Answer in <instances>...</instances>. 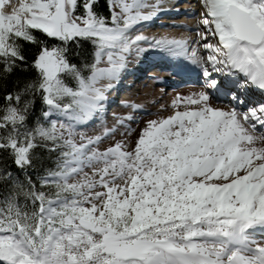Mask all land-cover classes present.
<instances>
[{"label":"snow or ice","instance_id":"obj_1","mask_svg":"<svg viewBox=\"0 0 264 264\" xmlns=\"http://www.w3.org/2000/svg\"><path fill=\"white\" fill-rule=\"evenodd\" d=\"M106 2L0 0V264H264V0H200L194 43L137 30L163 0ZM153 48L201 90L126 141L107 94Z\"/></svg>","mask_w":264,"mask_h":264},{"label":"bare ground","instance_id":"obj_2","mask_svg":"<svg viewBox=\"0 0 264 264\" xmlns=\"http://www.w3.org/2000/svg\"><path fill=\"white\" fill-rule=\"evenodd\" d=\"M181 1H184V0H163L162 7L165 9H168V10L162 11L157 16H155L153 18V20L151 19V20L143 23V25H146V27L149 28V31L146 33V35L148 37H153V36H155V37L168 36V37H177V38L189 37L193 42L197 39L196 36L194 38L192 34L187 32V30H195L197 27L198 18L200 15L197 12V10H195V12H194L196 17L193 15L194 19L192 21H188L187 19H186V21L185 20L176 21V19H173V17L175 15H177L178 12L181 13L180 10H184L182 12L192 11V7H189V5H187V3H189L191 5H194L195 3L198 4V0H187L186 1L187 3L185 5L178 6L177 2L180 4ZM163 16H167V17H163ZM161 17H163V18L161 19ZM168 24H169V26H166ZM174 24H176V27L178 25V27L184 28V30H180V29L177 30L176 28H174V26H171ZM181 25H183V26H181ZM160 26H161V28H160ZM164 27H166L169 31L163 30L162 28H164ZM168 27H170V28H168ZM142 31H143V34H145V31L143 28H142ZM148 51L149 52H146L148 55L144 56V57L142 56L140 58V61L134 62L132 64V66L130 67V70H135V72H143L140 69L142 67H146L147 63L154 58L151 56V54L156 56L155 54L158 55L161 53H164V54L166 53L165 54L166 56H171L172 58H170L168 60H164L165 66H167V65L170 66L171 64L177 65L180 63L186 64V63L190 62L186 57L172 56V55L168 54L167 52L160 50V49H154L153 48V49H150ZM176 59H180V61H177ZM127 70H129V67H127ZM168 70H171V69H168ZM150 71H152V70H150ZM173 71L185 72L184 74L190 75V72H187L188 69L187 70H184V69L173 70ZM156 74H157V72L155 70L151 74H149L148 77H150V76L155 77ZM167 75L168 74L166 73L165 77ZM159 77H161V76H159ZM165 77L160 78V79L157 78L155 80H150L147 83L146 82L143 83L141 81V83H139L136 87L133 88V90L130 94H128L126 97L123 95L124 98L121 100L120 104H117L118 102L115 103L118 106L114 105V101H115L114 97L107 102V112L110 110L107 114V118H109V116L111 115V117L109 119H107L109 125H111V123H112V114L113 113H118V114L123 115L125 113L132 112V114L136 118L134 121H131L130 123H128L129 125L132 124V128H134V129H131L130 132H126V137H125L126 141H134L135 138L137 137V135L139 134L141 128H143L145 126L146 121L166 117V116H160V113H161L162 109L170 107L172 105L171 101L173 99H175L177 93H180L182 95H188V94H192V93H195V92H198L201 90V89L194 88V87H186V88H182V89H178V90L176 89V90H172L170 92H166L164 85L167 82H170L172 80L177 81V82H181V81L176 80L175 78H172V77L171 78H165ZM186 77H189V76H186ZM133 80H134L133 78L126 77V79H124L123 82H124V84H126L127 81L131 82ZM120 83H121V81H119L117 83V85H120ZM160 87H162L164 90ZM115 89H116V87L113 90L115 91ZM117 93H118V91L115 92V94H117ZM166 94H169L167 97V100H165ZM122 102H129V104L135 103V104L140 106V110L139 111H133L130 106L125 107ZM212 103L217 104V102H215L214 100L212 101ZM109 105H111V106H109ZM113 105L116 107H113ZM162 105L164 106L163 108L161 107ZM219 106H222V105H219ZM111 110H112V112H111ZM93 122H94L93 124H91L89 127H87V129H86L87 132L91 131V130H93L92 133L99 131L98 122H96V121H93ZM133 123H135V124H133ZM121 131H124V130L121 128L117 131V133H116L117 139L121 138L120 137ZM253 134L259 135L258 133H253ZM104 141H106L109 144L111 142V138L105 139ZM257 143L259 144V143H264V142L257 141Z\"/></svg>","mask_w":264,"mask_h":264},{"label":"rangeland","instance_id":"obj_3","mask_svg":"<svg viewBox=\"0 0 264 264\" xmlns=\"http://www.w3.org/2000/svg\"><path fill=\"white\" fill-rule=\"evenodd\" d=\"M187 0H184V1H181L180 2V4L177 2V4H178V6H181V5H185L187 2H186ZM189 2V1H188ZM187 5H189V7H192V8H194L193 7V5H191V4H189V3H187ZM116 11H119V9L117 8V9H115ZM182 11H184V10H180V12L181 13H179L178 12V14L177 15H175L174 17H173V19H176V21H183V20H185L186 21V19L188 20V21H192L193 19H194V17H193V15H189V13L190 12H192V11H185V12H182ZM194 16H195V14H194ZM163 17H167V16H163ZM163 17H161V19L163 18ZM196 17V16H195ZM160 19V20H161ZM147 22V21H146ZM159 22V21H158ZM166 26H169V24L168 25H166ZM171 26H174V28H176L177 30H184V28H180V27H178V25H177V27H176V24H174V25H171ZM142 28L144 29V31H145V36H147L146 35V33L149 31V28H147L146 27V25H138L137 26V30L139 31V32H142L143 33V31H142ZM160 28H161V26H160ZM168 28H170V27H168ZM163 30H167V31H169L166 27H164V28H162ZM187 32L188 33H190V34H192L193 35V37L195 38V36H196V32H195V30H187ZM197 37V36H196ZM193 42V41H192ZM195 42V41H194ZM193 42V43H194ZM148 50H150V49H148ZM147 50V52H149ZM148 54L146 53V54H144V55H141V56H139V57H137L135 54H133L132 56H130L129 57V60L130 61H132V63H134V62H136V61H140V58L143 56H147ZM132 63H128V66L129 65H132ZM145 77V76H144ZM160 88H162V87H160ZM163 89V88H162ZM164 90V89H163ZM198 90V89H197ZM167 95V94H166ZM122 105V104H121ZM117 106V105H116ZM168 106V105H167ZM113 109V108H112ZM175 109H174V107H173V105H171L170 107H167V108H164V109H162V111H161V113H160V116H168V115H170V114H172V112L174 111ZM110 111V110H109ZM108 111V112H109ZM108 112H107V114H108ZM111 112H112V110H111ZM111 117V115L109 116V118ZM109 118H107V119H109ZM131 121H129V122H127V124L128 123H130ZM133 124H135V123H133ZM92 128V127H91ZM90 128V129H91ZM130 128L131 129H134V128H132V124L130 125ZM123 129V128H122ZM124 130V129H123ZM92 131L93 130H91V131H88V133L89 134H92ZM125 137H126V132H125ZM108 143L106 142V141H104L103 142V144L101 145V147H103V146H105V145H107ZM86 171H87V169H86Z\"/></svg>","mask_w":264,"mask_h":264},{"label":"trees","instance_id":"obj_4","mask_svg":"<svg viewBox=\"0 0 264 264\" xmlns=\"http://www.w3.org/2000/svg\"><path fill=\"white\" fill-rule=\"evenodd\" d=\"M97 10L104 13L105 15H108L109 9L106 0H97ZM29 54H31L32 51H34V46H30L29 49ZM37 111H39V102H37ZM46 163H50L46 161Z\"/></svg>","mask_w":264,"mask_h":264}]
</instances>
